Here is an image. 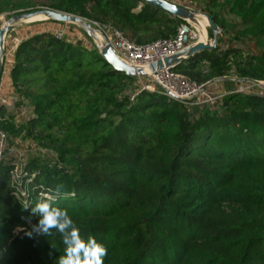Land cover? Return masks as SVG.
Listing matches in <instances>:
<instances>
[{
  "label": "trees",
  "instance_id": "1",
  "mask_svg": "<svg viewBox=\"0 0 264 264\" xmlns=\"http://www.w3.org/2000/svg\"><path fill=\"white\" fill-rule=\"evenodd\" d=\"M47 1L140 46L173 39L185 23L142 0ZM24 9L0 0V14ZM221 13L239 23L225 24ZM207 16L233 41L264 46V0H223ZM174 70L198 85L264 81V54L216 46ZM10 75L15 107L30 114L18 126L3 106L0 131L8 144L21 136L57 156L28 160L29 204L63 184L56 206L106 247L104 264H264L263 95L231 93L192 112L158 92L132 101L135 78L47 31L22 40ZM11 170L0 162V264H58L65 245L55 229L31 238L15 231L40 216L14 195Z\"/></svg>",
  "mask_w": 264,
  "mask_h": 264
},
{
  "label": "built area",
  "instance_id": "2",
  "mask_svg": "<svg viewBox=\"0 0 264 264\" xmlns=\"http://www.w3.org/2000/svg\"><path fill=\"white\" fill-rule=\"evenodd\" d=\"M83 21L85 24L90 25L89 32L86 30L85 31L88 38L93 41L94 45L101 52V54L104 49L110 47L117 58L123 63L134 69H142L146 73V76L138 75L134 77L136 79V92L134 95H132V101H134L141 92H158L171 100L182 103L186 106L189 112H192V110L199 107H214L219 102H221L226 95L231 93L248 95L257 94L264 96V81L240 82V84L237 85L238 88L236 90L230 92L222 91L216 94L214 93L212 87L220 80L205 85H198L188 77L177 73L174 70L177 65L165 67L162 70L151 72L150 67L152 64L163 62L166 59L177 56L182 52L187 51L200 43H203L200 40V36L196 35L193 29L190 27V21H185V23L179 26L177 35L173 39L158 41L148 46H140L130 42L120 32L110 26L102 25L98 22L89 21L86 19H83ZM71 25L77 24L59 23V28L50 33H52L59 41H65L74 44L69 39H67ZM6 40L7 35L5 37L3 66H5V63L7 62L10 55L12 56L10 65L13 66L14 53L22 41H17V44L13 46L10 51H8L6 47ZM203 44H207V42ZM3 78L4 71L1 79L2 82ZM232 81L237 82L236 80ZM2 82H0V121L4 120L1 109L10 101L2 93ZM26 114L21 112L19 119L24 118ZM19 119L17 118L16 121ZM13 142L19 143L18 140H14ZM32 145L37 149L34 144ZM6 147H8L6 136L2 131H0V162L5 159L4 155ZM27 163L28 162H21L18 164H13L12 170L10 172L12 187L15 190L14 195L23 204L25 202L29 203L30 201L28 183L26 182V178L29 177V174L26 172ZM35 178V174L31 175L29 182L33 181Z\"/></svg>",
  "mask_w": 264,
  "mask_h": 264
},
{
  "label": "rangeland",
  "instance_id": "3",
  "mask_svg": "<svg viewBox=\"0 0 264 264\" xmlns=\"http://www.w3.org/2000/svg\"><path fill=\"white\" fill-rule=\"evenodd\" d=\"M15 5H20L24 3L26 5V9L24 10H15V11H7L3 14H0V27H5L8 23H12L11 21L14 18L30 13V12H39L44 10H51L48 7L47 0H13ZM172 3L175 5L183 6L188 8L192 13L196 15V22H189L190 27L193 29L194 33L200 36V40L202 41V36L205 38V42L211 46H220L225 50L228 46H233L238 49L243 50L245 53H251L255 55L264 54V46L258 45L256 41H253L249 38L242 39V41H233L231 33L227 31H223L221 28L218 29L217 33H214L211 24L209 21V17L207 13L209 11L218 13L220 11V6L223 4V0H191L189 2H182L181 4H176L175 0ZM215 2V3H214ZM42 17L34 18L26 23L27 20H20L18 22H13L14 29L7 34L6 40V47L7 50L10 51L13 46L17 44V41H22L24 38H28L34 34L41 33V32H52L59 28L58 24L53 23L52 20L45 19L46 16L41 15ZM221 19L225 24H238L239 20L236 19L234 16H230L228 14L221 13ZM187 23V22H186ZM188 24V23H187ZM238 28L237 30H239ZM231 32V31H230ZM202 35V36H201ZM71 42L76 45H81L87 49L92 51H97L101 54V52L97 49L94 45L93 41L88 38L85 28L80 24L71 25L69 34L67 36ZM204 42V43H205ZM102 55V54H101ZM12 60V56L8 57L7 62L4 66V77L8 74V69L10 66V61ZM224 80H231V82L227 83V85L216 86V89H213L214 93L218 94L222 91H234L238 87L234 84V81L237 80L235 77L230 76L228 79H220V81ZM2 82V81H1ZM226 82V81H225ZM23 109L26 111L24 112L26 115L24 118H20L19 120H25L27 118L28 112L27 107L24 106ZM30 114V112H29ZM23 117V116H22ZM20 126V124H18ZM17 139L19 143H14L12 141L11 144H8L5 151V160L8 161L10 164H18V163H26L30 158H40L45 162L54 163L56 162L57 156L52 152H48L45 150L38 151L28 140L23 139L21 136L20 138H13Z\"/></svg>",
  "mask_w": 264,
  "mask_h": 264
},
{
  "label": "clouds",
  "instance_id": "4",
  "mask_svg": "<svg viewBox=\"0 0 264 264\" xmlns=\"http://www.w3.org/2000/svg\"><path fill=\"white\" fill-rule=\"evenodd\" d=\"M63 187V184H58L54 194L51 189L48 193H41L40 200L34 207L25 202L23 209L31 208V213L39 214L40 219L31 230L18 226L15 231L24 232L31 238L34 233L51 236L52 230L55 229L61 235L65 245L64 255L59 257L58 264H104V257L107 255L106 247L92 235L83 237L68 211L56 206Z\"/></svg>",
  "mask_w": 264,
  "mask_h": 264
},
{
  "label": "water",
  "instance_id": "5",
  "mask_svg": "<svg viewBox=\"0 0 264 264\" xmlns=\"http://www.w3.org/2000/svg\"><path fill=\"white\" fill-rule=\"evenodd\" d=\"M142 1H144L145 3L149 5L156 6L164 10L165 12H167L169 15H171L174 18H178L183 21L196 22V15L192 13L188 8L172 4L166 0H142ZM41 15L46 16L47 20H52L58 23L80 24L88 32L90 29V25L85 24L83 19L76 17V16L53 11V10H44V11H39V12H30V13L22 14L14 18V20L11 22L13 23V22H18L20 20H30L34 17L41 16ZM209 21H210L213 32L217 33L218 28L216 27V25H214L211 18H209ZM12 23H8L5 27H0V82L2 79L3 69H4L3 58H4L5 37L9 32H11L14 29V26ZM215 48H216L215 45L211 46L209 44L200 43L197 46L190 48L189 50L184 51L177 56L166 59L163 62L152 64L150 67V70L151 72H155L156 70H162L165 67H171L173 65L182 64L186 60L194 57L195 55L205 50H213ZM102 56L107 61V63L110 66H112L116 71L124 73L129 78H134L138 75L146 76V73L142 69H134L132 67H129L125 63H123L121 60H119L110 47L102 51ZM12 107L14 108V106ZM4 141H5V138H4Z\"/></svg>",
  "mask_w": 264,
  "mask_h": 264
},
{
  "label": "crops",
  "instance_id": "6",
  "mask_svg": "<svg viewBox=\"0 0 264 264\" xmlns=\"http://www.w3.org/2000/svg\"><path fill=\"white\" fill-rule=\"evenodd\" d=\"M167 1H171V0H167ZM173 2V1H172ZM26 39V38H24ZM22 39V40H24ZM11 69H12V65L9 66V71H8V74L6 77L3 78V82H2V93L4 96H6L8 98L9 103L5 106L7 107V110L8 112L12 113L10 116L13 117L14 121L16 122V124H20L22 123V120H17V118L19 119V116L21 114V112H26L24 109H23V106H20V107H15V103H16V95L14 93V90H13V87H12V82H11ZM226 81V82H225ZM230 83L231 80H224V81H221V82H217L213 87L212 89H216V86H224V85H227V83ZM232 83V82H231ZM234 84L236 85V82H234ZM14 106V108L12 107ZM27 112H29V108L27 109ZM14 140H17V139H14ZM13 140V141H14Z\"/></svg>",
  "mask_w": 264,
  "mask_h": 264
},
{
  "label": "bare ground",
  "instance_id": "7",
  "mask_svg": "<svg viewBox=\"0 0 264 264\" xmlns=\"http://www.w3.org/2000/svg\"><path fill=\"white\" fill-rule=\"evenodd\" d=\"M38 17H42V16H38ZM38 17H34V18H38ZM34 18H32V19H34ZM31 20V19H30ZM27 21H29V20H27ZM202 36V35H201ZM202 42L204 43L205 42V38L202 36Z\"/></svg>",
  "mask_w": 264,
  "mask_h": 264
}]
</instances>
